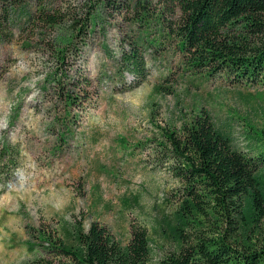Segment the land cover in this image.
I'll return each mask as SVG.
<instances>
[{"label":"rangeland","instance_id":"obj_1","mask_svg":"<svg viewBox=\"0 0 264 264\" xmlns=\"http://www.w3.org/2000/svg\"><path fill=\"white\" fill-rule=\"evenodd\" d=\"M97 1L7 6L0 0V137L21 148L16 171L21 177L15 175L0 194V264H29L40 256V228L71 243L76 221L88 227L95 220L123 247L132 222L147 225L151 264H161L178 249L174 225L181 199L180 184L158 153L160 127L178 128L205 109L237 149L254 155L264 142V85L189 69L166 30V23L175 26L179 10L170 13L162 0H130L131 11L122 15ZM138 3L149 6L150 15H161L160 23L157 17L149 26L136 23ZM41 7L61 12L64 23L55 31L32 29ZM89 16L95 19L78 48L94 105L87 112L76 108L78 117L67 120V129L63 103L48 76L56 68L50 44ZM135 37L148 75L124 89L136 78L122 75L121 51Z\"/></svg>","mask_w":264,"mask_h":264},{"label":"trees","instance_id":"obj_2","mask_svg":"<svg viewBox=\"0 0 264 264\" xmlns=\"http://www.w3.org/2000/svg\"><path fill=\"white\" fill-rule=\"evenodd\" d=\"M27 0H1L19 6ZM170 13L180 14L167 34L175 37L187 67L204 76H224L232 83L264 85V0H162ZM102 8L124 15L130 0H98ZM136 23L149 26L160 16L138 3ZM132 17V16H130ZM95 18L75 21L74 32L60 35L51 45L56 68L50 83L64 107L63 124L78 117L74 110L94 105L92 80L80 63L79 43ZM64 23L63 14L40 8L32 29L53 30ZM160 44V40L155 42ZM121 51L122 75L129 72L135 83L147 78L142 44L127 40ZM79 50V51H78ZM73 58V60L71 59ZM124 77V76H123ZM73 111V113H72ZM76 121V120H74ZM163 142L158 153L171 176L180 184V208L174 228L178 249L161 264H264V142L257 154L237 149L232 139L218 129L211 114L202 109L182 126L160 127ZM21 148L0 137V194L16 175ZM42 254L29 264H151L152 248L147 225L131 223V237L123 247L115 234L99 221L84 227L73 225V240L66 243L40 228Z\"/></svg>","mask_w":264,"mask_h":264},{"label":"water","instance_id":"obj_3","mask_svg":"<svg viewBox=\"0 0 264 264\" xmlns=\"http://www.w3.org/2000/svg\"><path fill=\"white\" fill-rule=\"evenodd\" d=\"M19 177H21V175L20 174H16V179H18ZM12 183L13 182L9 183L8 186H7V188H10L12 186Z\"/></svg>","mask_w":264,"mask_h":264}]
</instances>
